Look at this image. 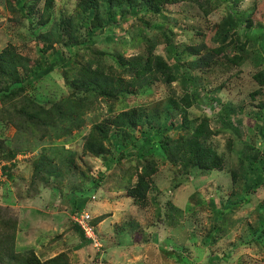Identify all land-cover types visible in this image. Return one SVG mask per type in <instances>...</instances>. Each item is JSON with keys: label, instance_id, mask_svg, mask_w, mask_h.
I'll return each instance as SVG.
<instances>
[{"label": "trees", "instance_id": "16d2710c", "mask_svg": "<svg viewBox=\"0 0 264 264\" xmlns=\"http://www.w3.org/2000/svg\"><path fill=\"white\" fill-rule=\"evenodd\" d=\"M41 1L42 7L38 8ZM54 1L4 0L12 12H17L21 19H26L31 25L35 59L19 53L13 45L0 50V121L11 125L16 132V143L0 140L3 180L13 181L12 168L19 155L37 153L31 161V188L24 199L31 201L34 198L40 189L34 188L36 185L47 188L52 182L58 185H50L52 191L65 197L67 186L62 183L65 175L73 172H80L83 177L85 175L80 165L76 164L78 155L100 159L105 163V168L99 170L95 178L94 190L99 188L109 170L125 161L130 163V171H127L128 179L120 185L119 190L125 192L134 204L141 207L152 204L155 211L160 213V191L153 183L158 164L155 155L146 151V146L157 144L160 157L168 165V190H171V194L179 189L181 191L183 186L186 188L182 191L187 190L189 180L196 172L223 171L225 157L217 152L210 141L218 131L211 128L208 117L191 118L188 110L197 108L201 100L195 73L210 67L216 56L227 57L225 51L234 47L239 53L234 54L230 61L240 63L244 47L250 42L252 45L258 44L264 55V31L254 37L248 35L254 29L252 20L233 12L235 0H221L231 5H226L224 17L214 28L213 41L217 46L204 55H200L205 49L203 45L177 50L171 45L170 34L160 31L166 58L151 51L147 52L145 58H125L107 46L115 41L114 34L120 25L127 24L130 19L135 24L146 25L145 16H155L167 22L164 15L167 6L182 0H75L69 12L71 15H67L66 10L64 17L53 19ZM193 1L203 9L199 0ZM37 11L41 13L35 15ZM34 20L38 23L36 27H33ZM108 27L112 28L113 35L102 40L106 46H100L102 41L96 38ZM241 27L246 31L243 37L239 35ZM45 29L47 31L42 32ZM226 38L229 41L224 43ZM182 58L191 59L182 61ZM55 70L61 71L65 91L50 99L31 95L30 91L37 92V84ZM253 80L263 86L264 71L256 73ZM157 81L166 87L177 82L183 88V95L178 99L170 97L161 111L146 113L142 107H133L113 113L114 104L122 106L125 101L121 99L125 96H134ZM258 95L255 91L250 96L255 98ZM208 100L211 106L214 103L220 108L217 114L221 125L219 130L229 129L237 134L235 127L241 122L236 121L234 126L232 119L240 113L238 106L231 101L221 103L216 98ZM99 102L106 104L110 113L100 120L98 117L104 115L97 110ZM257 108L259 111L254 113L253 128L262 142L261 147L251 142L243 143L237 169L227 171L231 186L242 180L244 195L252 196L264 189V103H259ZM87 124L90 128L83 137L80 154L69 147L65 148ZM172 132H176L175 138L171 136ZM137 133L143 139L139 149H136ZM110 146L116 152V158ZM133 149L137 152H133ZM131 162H135V165ZM132 177H135L134 183H131ZM87 201L80 193L74 203L73 216L82 213ZM241 202L242 199L236 197L226 199L224 207L231 209ZM210 203L213 205V201ZM165 205V212L159 220L172 229L180 224L182 210L177 209L171 200ZM261 208L264 209V201ZM104 219V215H101L97 220L91 218L88 222L94 235L95 227ZM71 222L81 239V244L76 248L86 249L92 245V239L86 237L76 222ZM16 231L15 218L7 209H0V264H69L70 251H62L45 260H41L32 249L18 252ZM260 235L264 239V227Z\"/></svg>", "mask_w": 264, "mask_h": 264}, {"label": "rangeland", "instance_id": "374dc122", "mask_svg": "<svg viewBox=\"0 0 264 264\" xmlns=\"http://www.w3.org/2000/svg\"><path fill=\"white\" fill-rule=\"evenodd\" d=\"M198 3L204 10L193 0H182L167 6L164 11L167 22L155 16H145L147 24L139 25L130 19L127 24L119 26L114 34L115 41L107 47L118 51L125 58H145L148 51L166 58L165 44L160 36V31L164 30L170 34L171 45L177 50L203 45L205 49L200 55H204L217 46L213 41L214 28L224 17L226 5L231 3L221 0H199ZM42 4L43 1L38 8ZM74 4L75 0H55L52 18L64 17L66 10L67 15H71L69 12ZM37 12L35 15L41 13ZM233 12L252 20L254 29L248 34L251 37L264 31V0H235ZM37 25V20H34L33 27ZM31 30L26 19H21L4 0H0V50L13 45L19 53L34 60L35 42L30 36ZM245 34L246 31L241 27L239 35L243 37ZM108 35H113L111 27L96 40L102 41ZM228 41L229 38H226L224 43ZM100 46H106L105 41ZM244 50L240 63L233 64L230 61L239 52L229 47L225 51L227 57L216 56L210 67L195 73L201 100L197 108L188 110L191 118L208 117L211 128L218 131L210 141L217 152L225 157L223 171L196 172L191 176L187 190L182 191L186 188L183 186L181 191L179 189L171 194V190H168V165L160 157L157 144L146 146V151L155 155L158 164V171L153 176V183L160 191V213H157L154 205L141 207L119 190L120 185L128 179L126 173L130 171V163L123 161L119 167L109 170L99 188L94 190L95 178L99 170L105 168V163L82 154L75 159L85 175L81 176L80 172L65 175L62 181L68 187L64 190L65 197L52 191L50 185L58 186L52 182L47 188L36 185L34 188L40 189L28 201L24 198L31 188V161L37 153L19 155L12 168L13 181H0V209H7L17 222L16 250L22 252L32 249L41 260L62 251H70L69 264H264V239L260 235L264 227V209L261 208L264 189L255 196L244 195L243 181L238 180L233 187L227 173L237 169L243 143L251 142L258 147L262 143L253 128V116L259 111L257 105L264 103V85L259 86L253 76L264 71V55L259 45H252L251 42L246 44ZM190 59L182 58V61ZM36 89L37 92L30 91V94H37V98L60 96L65 91L61 71L55 70L41 80ZM255 91L259 95L251 98L250 95ZM182 95L183 88L177 82L166 87L157 81L150 88L136 92L134 96H125L121 99L125 101L122 106L114 104L113 113L133 107H142L146 113L161 111L170 97L178 99ZM211 98L219 99L221 103L231 101L238 106L240 113L232 119L234 126L236 121L241 122L235 127L237 134L229 129L219 130L221 125L217 114L220 108L214 103L211 106L208 100ZM98 105L97 110L104 115L98 117V120L109 116L108 106L101 102ZM89 128L87 124L65 148L69 147L80 154L83 137ZM136 135V149H139L143 139L138 133ZM171 136L175 138L176 132H172ZM15 138V128L0 121V140L16 143ZM110 148L116 158V152ZM133 152L137 151L133 149ZM131 164L135 165V162ZM134 182L135 177H132L131 183ZM80 193L88 200L83 210L90 214L93 221L98 216L105 217L95 227L92 245L86 249L76 248L81 244V239L71 222L75 217L74 203ZM235 197L242 199V202L226 209V199L233 200ZM170 200L177 209L182 210L180 224L172 229L159 220L165 212V203ZM210 201H213V205Z\"/></svg>", "mask_w": 264, "mask_h": 264}, {"label": "built area", "instance_id": "2783aa9c", "mask_svg": "<svg viewBox=\"0 0 264 264\" xmlns=\"http://www.w3.org/2000/svg\"><path fill=\"white\" fill-rule=\"evenodd\" d=\"M3 174L0 166V181L3 180ZM73 221L78 224V226L85 232L86 237L93 239L94 233L90 228L88 222L90 221V216L87 213H81L79 216L73 217Z\"/></svg>", "mask_w": 264, "mask_h": 264}, {"label": "clouds", "instance_id": "9594fccd", "mask_svg": "<svg viewBox=\"0 0 264 264\" xmlns=\"http://www.w3.org/2000/svg\"><path fill=\"white\" fill-rule=\"evenodd\" d=\"M92 199H93V196H92ZM82 213H87V212L83 210ZM87 214L90 216L89 213H87ZM91 218H92V217L90 216V220H91Z\"/></svg>", "mask_w": 264, "mask_h": 264}, {"label": "crops", "instance_id": "0c3cea01", "mask_svg": "<svg viewBox=\"0 0 264 264\" xmlns=\"http://www.w3.org/2000/svg\"><path fill=\"white\" fill-rule=\"evenodd\" d=\"M35 213H36V212H35ZM98 217H99V216H98ZM102 221H103V220H102ZM102 221H101V222H102ZM101 222H99L98 225H99ZM39 258H40V257H39Z\"/></svg>", "mask_w": 264, "mask_h": 264}]
</instances>
